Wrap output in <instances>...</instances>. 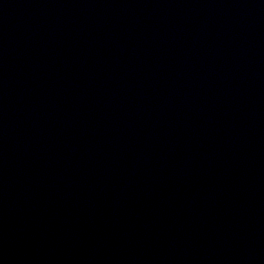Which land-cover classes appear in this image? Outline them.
<instances>
[{
	"label": "water",
	"instance_id": "95a60500",
	"mask_svg": "<svg viewBox=\"0 0 264 264\" xmlns=\"http://www.w3.org/2000/svg\"><path fill=\"white\" fill-rule=\"evenodd\" d=\"M0 264H264V0H0Z\"/></svg>",
	"mask_w": 264,
	"mask_h": 264
}]
</instances>
